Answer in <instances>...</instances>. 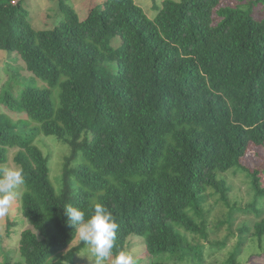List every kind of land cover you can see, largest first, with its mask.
<instances>
[{
    "label": "trees",
    "instance_id": "16d2710c",
    "mask_svg": "<svg viewBox=\"0 0 264 264\" xmlns=\"http://www.w3.org/2000/svg\"><path fill=\"white\" fill-rule=\"evenodd\" d=\"M24 2L0 0V50L24 64L10 73L21 98L11 90L2 101L28 119L0 113V169L12 156L22 171L20 213L31 228L18 260L3 250L2 264H73L85 245L62 254L75 241L64 207L88 218L97 202L118 224L114 254L135 236L153 258L204 264L214 196L230 227L234 213L261 219L238 230L227 263L240 264L249 236L264 258V20L250 13L264 0L246 12L222 0H162L153 18L135 0H101L82 18L62 2L63 19L45 29L30 24ZM39 136L69 151L59 190ZM254 151L260 165L243 166ZM229 172L251 180L245 209L230 198ZM7 224L10 237L18 224Z\"/></svg>",
    "mask_w": 264,
    "mask_h": 264
},
{
    "label": "rangeland",
    "instance_id": "374dc122",
    "mask_svg": "<svg viewBox=\"0 0 264 264\" xmlns=\"http://www.w3.org/2000/svg\"><path fill=\"white\" fill-rule=\"evenodd\" d=\"M100 1L101 0H25L24 6L28 9V21L30 24H32V26L37 29H45L59 23L63 19L64 14L60 10V4L62 2L73 7L79 15V18H82L88 13L90 8L99 4ZM135 1L145 10L150 18H153L155 14L153 8L155 4H159L162 0ZM249 1L251 0H222V5H235L234 7H238L240 10L246 12L249 9ZM250 13L254 18L258 20H264V2L261 5L256 6ZM9 54L10 53L0 50V113L9 117L14 121V123H18L21 120H28L26 114L11 110L2 100L6 93L11 90L17 98H21V94L19 95L21 87L17 86L13 88V86L16 85L11 86L13 79L11 78L10 73L13 74V70L16 68L18 69L19 67H24V64L22 61L17 62L18 56L16 54H12L11 57L8 56ZM20 74L22 75V80L26 77V75H28L22 71H20ZM32 79L35 80L37 86H40L42 83L34 76ZM22 80H18L19 85H23ZM36 144L42 149L46 156L49 155L51 157V160L49 161L51 168L50 178L54 186L57 188V190H59L61 185L64 159L69 154V151L66 146L58 142L53 137L39 136L37 138ZM254 149L257 151V148L253 147L249 152H252ZM260 149L263 150L259 162L262 164L264 163V147ZM255 153L256 152L254 151L252 155L256 156L257 153ZM13 154L14 152H12V155ZM257 158L259 157L256 156V158L252 157L249 158V160L247 159L243 166L254 168L257 165H260ZM243 161L241 164H243ZM5 168L12 170L19 169L13 163L12 156ZM224 177L227 178L228 182L232 186V193L230 194L232 202L238 201L242 205L243 209H245L248 203L253 199L251 180L248 178L247 174H242L241 172H238L236 176L233 174V172H229L225 174ZM215 200H218V197L214 196L213 198H209L207 202V206L211 210L208 221L209 240H199V243L205 248L204 264H228L227 261L231 253L239 244L240 234L238 230L244 224L250 225V227L253 228V225L256 222H259L261 219H257L254 214L234 213L233 226L230 227L228 223H224L228 214L230 213L229 209L223 206L220 201L218 204H216ZM8 220H11V222L15 221L18 224V228L12 230L10 237L7 234ZM221 223H224V225L221 226ZM30 228V224L23 219L20 213V196L18 194L16 199L12 202L8 214L0 217V240L1 238L3 239V243L0 244V247H2L0 248V252L4 250V252L11 253L10 258L12 261L18 260L21 232ZM225 239L226 241L224 242ZM128 241H130V246H127V250L134 252L139 260V264H151L153 260H165L166 264H174L167 259L168 255H162L161 257L154 258L149 256L145 251L144 242L142 239L131 236ZM221 242L225 243L224 246L214 248ZM80 244L81 241L76 238L70 247L62 252V254H66L69 250L77 247ZM260 252L262 251L258 249L257 243L254 242L249 236L247 237L245 244L241 249V253L237 256V263L264 264V258L259 259L257 256V254ZM3 257L4 256L0 254V264H2ZM90 261H92V264H94V258L91 256L88 247L85 246L84 249L77 253L73 264H91Z\"/></svg>",
    "mask_w": 264,
    "mask_h": 264
},
{
    "label": "clouds",
    "instance_id": "9594fccd",
    "mask_svg": "<svg viewBox=\"0 0 264 264\" xmlns=\"http://www.w3.org/2000/svg\"><path fill=\"white\" fill-rule=\"evenodd\" d=\"M22 183L21 170L0 169V217L8 214ZM64 215L68 218V224L75 228L74 239L78 238L88 247L94 264H139L131 250L120 249L114 254L118 224L103 203H95L88 218L83 210L71 205L64 207Z\"/></svg>",
    "mask_w": 264,
    "mask_h": 264
}]
</instances>
